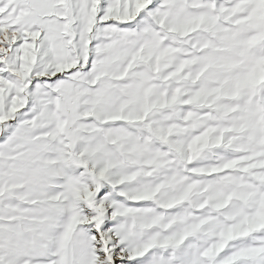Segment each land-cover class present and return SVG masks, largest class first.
<instances>
[{
  "label": "snow or ice",
  "instance_id": "1",
  "mask_svg": "<svg viewBox=\"0 0 264 264\" xmlns=\"http://www.w3.org/2000/svg\"><path fill=\"white\" fill-rule=\"evenodd\" d=\"M0 264H264V0H0Z\"/></svg>",
  "mask_w": 264,
  "mask_h": 264
}]
</instances>
